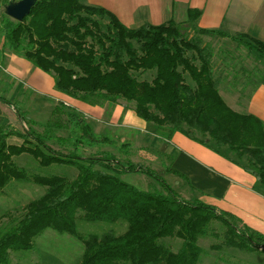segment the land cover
Listing matches in <instances>:
<instances>
[{
    "label": "trees",
    "instance_id": "trees-1",
    "mask_svg": "<svg viewBox=\"0 0 264 264\" xmlns=\"http://www.w3.org/2000/svg\"><path fill=\"white\" fill-rule=\"evenodd\" d=\"M11 1L20 0L0 4ZM201 14L191 10L186 22L129 28L108 9L83 0H38L23 21L5 11L0 14V64L10 54L25 58L53 74L60 93L94 106L120 100L132 103L137 116L155 125L164 140L184 134L241 167L264 191V122L234 110L223 97V79L230 74L228 69H217L214 49L204 37L238 41L257 54L258 61L264 60V42L245 34L230 37L221 29H196ZM233 65L229 69H239ZM253 69L240 68L250 79L242 84L246 88L253 78L260 81L257 88L264 85V74L256 73L262 69ZM145 73H153V79L138 78ZM0 100L12 105L28 127L17 133L0 126V193L14 180H33L47 188L20 218L0 226V264H12L11 252L32 250L48 229L84 243L79 264H201L205 250L199 241L209 236L214 220L228 225L230 248L264 252V235L230 213L202 201L184 200L161 172L121 157L127 155L123 150L127 144L118 148L110 137L96 133L80 110L60 105L69 121V135L50 145L51 136L35 130L17 103L1 96ZM14 136L22 138V144H11ZM110 146L121 154L104 150ZM23 154L43 167L73 166L78 174L30 175L15 162ZM164 171L189 182L175 169ZM136 174L155 185L146 190L123 179ZM81 217L88 222L123 223L126 230L84 235L78 228ZM166 239L176 241L179 248Z\"/></svg>",
    "mask_w": 264,
    "mask_h": 264
},
{
    "label": "rangeland",
    "instance_id": "rangeland-1",
    "mask_svg": "<svg viewBox=\"0 0 264 264\" xmlns=\"http://www.w3.org/2000/svg\"><path fill=\"white\" fill-rule=\"evenodd\" d=\"M6 6L0 4V14L6 10ZM198 28L200 27H198L197 24L196 29ZM194 32L191 31V34H194ZM226 34L230 35L228 33ZM238 35L239 34L233 36L238 37ZM233 36L230 35V37ZM204 38L205 42L214 49L217 69L218 67L220 70L222 68L228 69L227 73L230 74L229 76L227 75V78L223 79L224 83L221 86L223 97L234 110L240 113H249V106L252 102V98L260 88H264V85L257 88V84L260 81L258 78H253L247 88L243 86L242 84L249 82L250 79H247V74L244 76L240 68L244 67L248 70H254L253 68L257 67V69L262 70H257L256 73L264 74V60L260 59L258 61L257 54H251L245 45L231 38L214 36H207ZM12 55L16 56L10 54V56ZM23 59L27 63V60L25 58ZM7 62L8 57L2 60V64L4 65H6ZM233 64H236L239 69H235L234 71L229 69L231 66H234ZM33 69L35 73H37L36 77L31 80L30 84L24 87L18 86L20 82L18 83L13 77L7 82H4V79L0 77V96L3 97L1 95L3 94L11 103H17L24 113L28 114L31 120V126L39 131V133L51 136V138H48V144L53 145L56 138H65L69 135V121L67 115L59 110L60 105H65V102H62L65 99L62 98L61 100V98L56 97L57 95H65L57 90L53 74H48L34 66ZM1 71L2 69H0V73H4ZM232 74L237 75L233 78ZM153 77V73L138 75L140 80L151 81ZM49 81L52 82V85ZM242 88L245 90L244 94L241 92ZM74 102L76 103V99ZM125 103V101L120 100L113 105L108 102L102 104L103 106L95 105L102 108L103 112L92 116L91 114H85L81 110V107L76 104H71V106L84 113L87 121L91 124L96 133L110 137L113 141V145L116 144V146L120 148L122 143L127 144L123 149L127 155L119 153L120 150H118L116 146L104 147V150L114 152L117 155L121 154V157L128 156L132 161L143 163L161 172L162 178L178 191V194L186 201L203 202L205 197H207L206 194L211 195V193L212 196L219 199V195L207 187H205V189L202 187L198 189L200 180L193 175V172H195L194 169L192 170L191 176L195 180L193 181L195 187L193 186L192 189L189 188L186 181L178 175L165 173L164 169L170 164L167 157L164 156L161 151L162 141L164 140L163 137L160 132H158L155 125L147 123L146 121L143 122V119L137 116L134 104ZM67 107H70V105ZM0 110H2L1 107ZM6 114L9 119L6 117L3 118V124L1 125L10 126L11 129L17 133H25V131H27L28 127L22 122L13 106H10ZM138 119H140L146 127L140 128ZM57 123L61 126L58 127ZM180 135L185 137L182 133ZM172 139L173 137L171 140ZM9 142L11 144L20 145L23 139L14 136L9 139ZM168 142H170V140H168ZM15 162L19 167L26 169L30 175H60L74 178L78 174L77 169L73 166L54 164L50 167H43L29 154L16 157ZM189 166L192 168L190 164ZM174 167L185 172L184 164ZM123 179L128 183L146 190L150 189L152 185H155L154 181L145 175H127L124 176ZM157 187L162 188L159 184ZM46 190V187L36 184L33 180L12 181L4 191L0 193V226H10L25 212L27 205L41 198L46 193ZM211 227L213 229L209 236L203 237L199 241V244L205 250L201 264H264V252H261L262 248L259 249L260 251L230 248L228 246V237L226 234L228 225L219 220H214ZM78 228L84 235L102 234L109 230H115L118 234H122L126 230V225L123 223L88 222L81 217L78 219ZM165 242L171 244L175 250L179 248L176 241L173 242L171 239H166ZM217 246L218 248H215ZM84 250V243L74 236L48 229L34 241V248L32 250L11 252L10 255L12 264H79L83 257Z\"/></svg>",
    "mask_w": 264,
    "mask_h": 264
},
{
    "label": "crops",
    "instance_id": "crops-1",
    "mask_svg": "<svg viewBox=\"0 0 264 264\" xmlns=\"http://www.w3.org/2000/svg\"><path fill=\"white\" fill-rule=\"evenodd\" d=\"M86 4L100 6L114 13L129 28H140L146 24L161 25L174 20L186 22L191 10H200L202 14L197 20L198 27L203 29H221L230 35L245 34L264 42V0H83ZM15 2V1H14ZM6 65L0 64V77L4 82L12 77L20 82L18 86H26L36 77L33 65L17 56L8 55ZM25 61V63H24ZM10 73V74H9ZM8 74V75H7ZM3 82V83H4ZM50 82V81H49ZM52 85V82H50ZM5 85V83H4ZM4 97L3 94H1ZM64 98L65 105H78L85 114L96 115L103 109L82 103L69 96ZM6 99V98H5ZM75 103V104H74ZM7 107H6V106ZM10 104L0 100V125L3 118H8ZM249 113L264 121V88H260L252 98ZM143 122H145L143 120ZM139 127H146L138 119ZM176 133L168 142L162 141V154L167 157V167L175 169L189 179L186 183L192 189L193 175L198 178V189L215 191L219 199L206 194V204L234 215L242 225L264 235V191L256 186V179L233 164L228 159L212 150ZM174 140V141H173ZM169 155V156H168ZM185 165V172L174 166ZM189 164L192 168H190ZM195 187V186H194Z\"/></svg>",
    "mask_w": 264,
    "mask_h": 264
},
{
    "label": "water",
    "instance_id": "water-1",
    "mask_svg": "<svg viewBox=\"0 0 264 264\" xmlns=\"http://www.w3.org/2000/svg\"><path fill=\"white\" fill-rule=\"evenodd\" d=\"M38 0H20L18 2L11 1L6 6V14L17 21H23L30 15L32 8Z\"/></svg>",
    "mask_w": 264,
    "mask_h": 264
},
{
    "label": "built area",
    "instance_id": "built-area-1",
    "mask_svg": "<svg viewBox=\"0 0 264 264\" xmlns=\"http://www.w3.org/2000/svg\"><path fill=\"white\" fill-rule=\"evenodd\" d=\"M263 249V248H262Z\"/></svg>",
    "mask_w": 264,
    "mask_h": 264
}]
</instances>
